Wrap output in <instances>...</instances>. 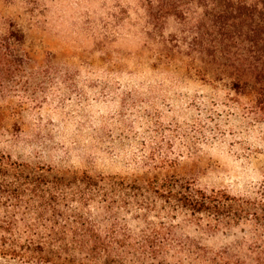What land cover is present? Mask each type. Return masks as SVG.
Instances as JSON below:
<instances>
[{
    "label": "rangeland",
    "instance_id": "1",
    "mask_svg": "<svg viewBox=\"0 0 264 264\" xmlns=\"http://www.w3.org/2000/svg\"><path fill=\"white\" fill-rule=\"evenodd\" d=\"M157 3L0 0V31L20 30L30 60L0 94V154L88 178L91 201L61 212L114 233L137 264H264L263 224L162 197L182 183L233 205L264 199V116L192 70L180 23L148 21Z\"/></svg>",
    "mask_w": 264,
    "mask_h": 264
},
{
    "label": "trees",
    "instance_id": "2",
    "mask_svg": "<svg viewBox=\"0 0 264 264\" xmlns=\"http://www.w3.org/2000/svg\"><path fill=\"white\" fill-rule=\"evenodd\" d=\"M157 4V12L149 6L148 21L155 27L171 16L180 23L179 44L186 57H192V70H210L198 76L255 104L264 116V0H158ZM23 44L20 30L0 31L1 95L29 69ZM85 179L89 180L68 171L30 167L0 154L2 264L141 263L145 255L134 256L127 247L121 248L124 241L114 233L101 235L88 222L70 220L61 212L68 202L91 201L82 191L89 185ZM162 192L168 195L164 199L193 214L220 223L251 217L264 228L263 198L248 207L233 205L221 193L206 194L182 183Z\"/></svg>",
    "mask_w": 264,
    "mask_h": 264
}]
</instances>
